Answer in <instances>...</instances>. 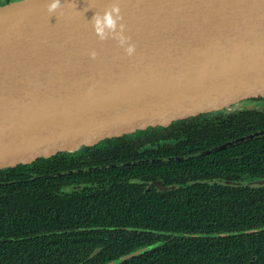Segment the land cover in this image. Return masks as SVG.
Returning <instances> with one entry per match:
<instances>
[{
	"label": "water",
	"instance_id": "1",
	"mask_svg": "<svg viewBox=\"0 0 264 264\" xmlns=\"http://www.w3.org/2000/svg\"><path fill=\"white\" fill-rule=\"evenodd\" d=\"M257 100L264 0L0 5V170Z\"/></svg>",
	"mask_w": 264,
	"mask_h": 264
},
{
	"label": "trees",
	"instance_id": "2",
	"mask_svg": "<svg viewBox=\"0 0 264 264\" xmlns=\"http://www.w3.org/2000/svg\"><path fill=\"white\" fill-rule=\"evenodd\" d=\"M202 118L196 135L204 139L184 152L185 160H145L162 157L161 147L132 157L143 146L128 140L162 133L152 128L0 170V264H249L264 238L251 219L260 203L252 196L246 213L243 187L204 182L239 174L246 160L253 175L264 177V135L212 151L264 130V113L233 107ZM195 172L196 189L144 191L167 173L175 182ZM134 189L138 195L129 200Z\"/></svg>",
	"mask_w": 264,
	"mask_h": 264
},
{
	"label": "flooded vegetation",
	"instance_id": "3",
	"mask_svg": "<svg viewBox=\"0 0 264 264\" xmlns=\"http://www.w3.org/2000/svg\"><path fill=\"white\" fill-rule=\"evenodd\" d=\"M259 103H264V100H257ZM236 108V107H234ZM240 110H242L241 107H237ZM244 112H249L251 114L256 113H264L262 110H247ZM203 116V115H202ZM202 116L198 117H192L189 119H185L182 121L174 122L168 127H161L163 128L161 134H157L156 136H146L144 138L139 136H135L134 138H130L128 142H130V146L133 148H136V146H143L141 149L138 151H134L132 153V157H140V158H145L144 155L147 154L146 148L152 147H161L163 150H161L159 153L160 155H163L162 157L158 156L156 158H147L145 159L146 161H155L157 159L158 161H177V160H185L186 154L184 152L190 148V146L195 145L198 143L200 145V140H203L204 138L200 137L198 134L196 135V129H198V126L202 123H204V119ZM203 126V125H202ZM127 136V135H125ZM123 136V137H125ZM120 137V138H123ZM119 139V138H116ZM115 140V139H113ZM141 142L145 143L141 145ZM154 145V146H152ZM196 144V146H198ZM199 147V146H198ZM138 149V148H137ZM210 150L208 148L205 151L202 152H207ZM181 153V154H180ZM156 155H159L158 153H155ZM154 155V154H153ZM189 156V155H187ZM142 160V161H145ZM141 163L140 160H136ZM249 161L246 160L243 165V171H239V174H236L234 172L231 173H220L219 176L216 177H211L209 179H206L204 184L209 185L210 187L213 186L214 188H217L218 186H230V187H243V202L242 204L244 205L246 213L248 211L252 213V209L248 204L252 203L251 197L255 196V198L258 200L260 203V209L257 211V216L251 217V219L256 218V222L261 225V228H256L254 231L255 232H261V234L264 233V185H256L260 181H264V177H258L256 175H253L250 172V165L248 163ZM132 163H135L134 161ZM128 164V163H127ZM73 173V172H72ZM186 177L183 179L180 177L178 180H172L174 178H171L170 174L167 173V176H170L168 178L167 176H162V179L159 180H153L152 182L148 183L145 185V192H152V191H157V192H164V191H173L177 189H196V172L193 174L186 173ZM170 181H173L171 184ZM200 181V180H199ZM155 184H159L154 186ZM194 187V188H193ZM72 188V187H71ZM75 186V190H76ZM128 193H133L135 195H131L128 197L129 200L135 199V197L138 195L137 189H134L133 192H128ZM245 221L247 222L249 220L248 215L243 216ZM250 232V231H249ZM246 231V233H249ZM258 246H257V253H255V257L251 259L249 264H264V238L258 239ZM252 249V248H251ZM249 248H245L244 252L248 253L251 251ZM237 262L233 263L236 264Z\"/></svg>",
	"mask_w": 264,
	"mask_h": 264
},
{
	"label": "rangeland",
	"instance_id": "4",
	"mask_svg": "<svg viewBox=\"0 0 264 264\" xmlns=\"http://www.w3.org/2000/svg\"><path fill=\"white\" fill-rule=\"evenodd\" d=\"M8 2V0H0V5H4ZM227 116H222V118H226Z\"/></svg>",
	"mask_w": 264,
	"mask_h": 264
},
{
	"label": "clouds",
	"instance_id": "5",
	"mask_svg": "<svg viewBox=\"0 0 264 264\" xmlns=\"http://www.w3.org/2000/svg\"><path fill=\"white\" fill-rule=\"evenodd\" d=\"M57 6V3H53L52 5H50V10L55 8Z\"/></svg>",
	"mask_w": 264,
	"mask_h": 264
}]
</instances>
